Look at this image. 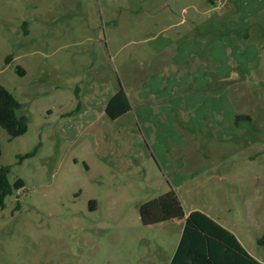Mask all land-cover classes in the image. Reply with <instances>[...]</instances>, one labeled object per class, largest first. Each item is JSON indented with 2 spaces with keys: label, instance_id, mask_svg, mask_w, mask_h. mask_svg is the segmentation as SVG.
Segmentation results:
<instances>
[{
  "label": "rangeland",
  "instance_id": "rangeland-1",
  "mask_svg": "<svg viewBox=\"0 0 264 264\" xmlns=\"http://www.w3.org/2000/svg\"><path fill=\"white\" fill-rule=\"evenodd\" d=\"M192 37L203 51L172 66L181 86L172 99L163 89L146 102L131 94L139 105L172 103L174 127L170 112L158 116L161 138L148 122L130 130L100 120L104 84L133 92L129 63L139 68L161 44L165 61ZM216 45L226 51L222 74L204 53ZM205 61L195 90L191 65ZM0 85L29 119L14 139L0 127V168L25 183L0 211V264H159L164 253L147 242L156 231L138 205L170 189L264 262V0H0ZM237 115L251 121L236 127ZM94 139L101 151L104 140L120 146L98 161L79 147ZM164 139L179 143L165 148ZM153 152L166 156L162 170Z\"/></svg>",
  "mask_w": 264,
  "mask_h": 264
},
{
  "label": "trees",
  "instance_id": "trees-1",
  "mask_svg": "<svg viewBox=\"0 0 264 264\" xmlns=\"http://www.w3.org/2000/svg\"><path fill=\"white\" fill-rule=\"evenodd\" d=\"M10 59L11 56H8L7 63ZM131 109L127 94L119 83L115 94L105 107V115L110 120H116L130 112ZM242 121L248 123L251 118L239 115L234 117L236 127L241 126ZM28 124L29 119L23 114L22 105L0 85V127L10 139H14L27 132ZM39 147L40 143L31 153L20 156L19 162L34 156ZM145 147L146 149L149 148L146 143ZM150 155L153 157L152 153ZM9 172L10 168L7 166L0 168V211L5 208V200L8 196H11L14 191L23 190L25 187L22 179H16L10 183ZM90 204H93V201ZM16 208H19V203H17ZM138 215L143 226L173 221L184 222L181 238L170 264H264L249 255L230 231L206 214L195 210L186 216L178 195L173 189L157 198L139 204ZM263 241L264 235L258 240V243Z\"/></svg>",
  "mask_w": 264,
  "mask_h": 264
},
{
  "label": "crops",
  "instance_id": "crops-1",
  "mask_svg": "<svg viewBox=\"0 0 264 264\" xmlns=\"http://www.w3.org/2000/svg\"><path fill=\"white\" fill-rule=\"evenodd\" d=\"M227 36H230V35H227ZM227 36L219 37L218 41L223 40ZM167 47H168V45L163 47V44L156 46L154 51H156L157 53L154 56H152L153 58H151L150 60L140 62V65H138V67L140 69L136 68L134 64L129 63L128 66H130V67L127 66L128 71L126 72V74L128 76L127 81L129 83L133 84V87L130 89L133 92H129V90L127 89V86L125 85L124 82H122L121 85L127 94V97L130 101L132 109L130 112L124 114L120 118H118L116 120H111V122L113 121V124H111V122H109L108 120H104L103 117H105V119H109L105 115V107H106L108 101L110 100V98L115 94L118 86H112L111 83L104 84L102 86V89L98 93V95L100 97H102L104 95V98L100 100V103H99L100 112L98 114H99V116L101 115L100 120L102 119V121L105 125H111V126L113 125V127H118V128H122V129L123 128H126V129L129 128L130 130H132L134 128L133 126L135 124H136V127L141 128V127H143V124L148 122V124H151L155 128L158 129L157 130L159 133L158 136H159V138H161L160 133L164 129L161 127L162 123H161V121H159L160 118L158 116H161L162 114H168L170 112L169 115H172V116L170 119L168 118V121H170L169 125L171 124L174 127V124H173L175 121L174 115H175V113H177V111L170 108V107H172L171 106L172 103H170L169 106H165V108H160V107L156 108V107H153L150 105L147 106L146 103H144V104L142 103L143 105H139L138 103H135L134 100L131 98V94H134V95L136 94L137 99H140L142 102L143 101L146 102V101H149L151 94H156L157 92H159L158 90L161 91L163 89V91H164L163 93H166L165 97H169L172 99L173 94H174L173 91L177 87L178 88L181 87V86L177 85V83H176V81L178 82L177 77L179 76V74H178L179 72H176L175 70L171 69L172 66L182 64L183 63L181 61L182 59H191V57H193V58L197 57L198 54L199 53L201 54L203 51L202 47L198 48L197 40L194 39V37H192L187 42L181 43L178 46V48H176V53H174L171 56V58L169 57L167 60L161 61V58L165 57V55H168V54L170 55V53H171L170 51H168V53L166 54L165 50L167 49ZM224 48L225 47H222V46L218 47L216 45L214 47H211V48L209 47V48L204 49V53H205L206 57L209 59L210 64H212L214 62H219L221 64V67L218 71L219 74H222L225 72L224 69H225V63H226V60H225V56H226L225 52L226 51ZM227 56H228V54H227ZM158 57H159V59H158ZM153 61H156V62H153ZM252 61L255 62V60H252ZM161 63H163V64H161ZM203 63L204 64H201V63L197 64L196 62L193 63L191 65V68L189 71V76H188L189 81L188 82H189V84H193V87L195 90L198 88V82L200 80L199 78H201V77H199V75L200 76L203 75V72H204L205 76L207 74L206 73L207 69H205L204 67H207L208 62L205 61ZM159 66L160 67L162 66V68H163L162 71H160V69L158 68ZM133 67H135L136 69L132 72ZM203 68H204V71H202ZM128 73H130V74L128 75ZM205 80L207 81V78ZM134 83H136V85ZM191 96L192 95H190V98H191ZM161 97H164V96H161ZM70 106H71V104H70ZM87 110L88 109L85 106L83 107L82 105H80L79 107H77L75 112L77 114H84V111H87ZM51 112H52L51 110L48 111V113H51ZM141 124H142V126H141ZM151 128L152 127H150L149 130H151ZM165 129H167V128H165ZM145 130H146V128H145ZM141 135L143 136L144 133L141 132ZM70 142L75 143L74 140H71ZM102 142H103L102 143V151L100 150L101 146H99L98 141H96L95 139L88 145H84L83 143H79L80 144L79 147L83 148V149H85L86 147L94 148V152L96 154V157L98 158V161H100V160L104 159L105 157H107V155H106L107 153H105V152H107L108 149H110L109 152L113 153V150L117 149L120 146V144H113L112 141H105L104 140ZM162 142L167 143V145H165V148H168L167 146H169V148H171L173 143H179V142H176L172 139H169L168 141H166L165 139L162 141H159V143H162ZM170 144H171V146H170ZM123 146L121 147V149L123 148ZM169 150H171V149H169ZM115 152H117V151H115ZM153 154H154V156H155L154 158L157 162L156 165H158L159 169L162 170V168L164 167L163 164H164V162H166L165 160H167V158L165 159L166 156H164L161 160L155 152H153ZM167 162H169V161H167ZM144 163L145 162L143 160V162L139 163V164L144 165ZM84 164H85V167L89 170L90 164L87 161H84ZM110 169H111L110 170L111 173H115V168H113V169L110 168ZM145 174H147V173L145 172ZM190 175H192V174L187 173L186 176L190 177ZM191 211H195V210L191 209L189 211H185V215L187 216ZM202 213L206 214L208 217H210L216 223H218L219 225H221L222 227H224L228 231L232 232L230 229H228L226 227V225L219 218L213 217V216L209 215L207 212H202ZM183 225H184L183 221H173V222H165V223H161V224H157V225H153V226H147L150 229H154L156 231V233L150 237L151 240H147V242L152 245V248H153V245H154V248L158 247L159 248L158 250L160 251L159 253H161V254L164 253V256L161 257V262L159 264H170V261L174 255L176 248L178 246V243L180 241L182 230H183ZM158 229H161L163 232L160 230L158 231ZM237 240L239 241L241 246L247 251V253L249 255H251L258 262L264 263V262L260 261L258 259V257H255L250 251H248L246 249V247L243 245V243L238 238H237Z\"/></svg>",
  "mask_w": 264,
  "mask_h": 264
}]
</instances>
